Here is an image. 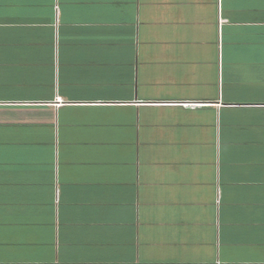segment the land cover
Masks as SVG:
<instances>
[{
    "label": "crops",
    "instance_id": "crops-1",
    "mask_svg": "<svg viewBox=\"0 0 264 264\" xmlns=\"http://www.w3.org/2000/svg\"><path fill=\"white\" fill-rule=\"evenodd\" d=\"M0 264H264V0H0Z\"/></svg>",
    "mask_w": 264,
    "mask_h": 264
}]
</instances>
